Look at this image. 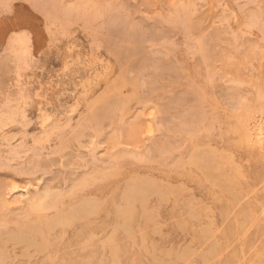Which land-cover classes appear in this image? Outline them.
<instances>
[{"label":"rangeland","instance_id":"374dc122","mask_svg":"<svg viewBox=\"0 0 264 264\" xmlns=\"http://www.w3.org/2000/svg\"><path fill=\"white\" fill-rule=\"evenodd\" d=\"M0 264H264V0H0Z\"/></svg>","mask_w":264,"mask_h":264},{"label":"bare ground","instance_id":"6f19581e","mask_svg":"<svg viewBox=\"0 0 264 264\" xmlns=\"http://www.w3.org/2000/svg\"><path fill=\"white\" fill-rule=\"evenodd\" d=\"M49 89H50V88H49ZM68 108H69V107H68ZM118 121H119V120H118ZM64 123H65V122H64ZM61 125H62V124H61ZM83 125H84V124H83ZM85 125H86V124H85ZM83 128H84V127H83ZM258 130H259V129H258ZM33 133H34V132H33ZM96 133H97V132H96ZM20 140H21V139H20ZM75 141H76V140H75ZM35 142H36V140H35ZM76 143H77V142H76ZM76 143H75V144H76ZM17 144H18V143H17ZM32 145H33V144H32ZM80 146H81V145H80ZM80 146H79V147H80ZM20 147H21V146H20ZM64 147H65V146H64ZM77 147H78V146H77ZM9 150H10V149H9ZM19 150H21V149H19ZM27 151H28V150H27ZM29 151H30V150H29ZM29 151H28V153H29ZM14 152H15V149H14L13 153H14ZM20 153H21V152H20ZM4 154H5V153H4ZM4 154H3V155H4ZM55 154H56V153H55ZM7 155H8V153H7ZM11 155H12V154H11ZM19 155H20V154H19ZM78 155H79V154H78ZM80 155H82V154H80ZM170 156H171V155H170ZM12 157H14V156H12ZM171 157H172V156H171ZM16 158H17V157H16ZM22 158H23V157H22ZM36 159H38V158H36ZM9 160H10V159H9ZM98 161H99V160H98ZM82 162H83V161H82ZM205 162H206V161H205ZM6 163H7V162H6ZM7 164H9V163H7ZM20 164H21V163H20ZM101 164H102V163H101ZM5 165H6V164H5ZM5 165H4V166H5ZM12 167H13V166H12ZM14 167H15V166H14ZM82 167H83V166H82ZM5 170H6V169H5ZM13 170H14V169H13ZM74 171H75V170H74ZM34 172H35V171H34ZM21 180H22V179H21ZM14 189H15V188H14ZM14 189H13V190H14ZM10 190H11V189H10ZM89 202H90V201H89ZM89 202H88V203H89ZM89 204H91V203H89Z\"/></svg>","mask_w":264,"mask_h":264}]
</instances>
